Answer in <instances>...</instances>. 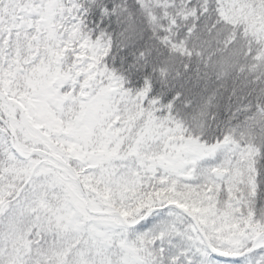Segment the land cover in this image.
Segmentation results:
<instances>
[{
    "label": "snow or ice",
    "instance_id": "6c2138e0",
    "mask_svg": "<svg viewBox=\"0 0 264 264\" xmlns=\"http://www.w3.org/2000/svg\"><path fill=\"white\" fill-rule=\"evenodd\" d=\"M0 264H264V0H0Z\"/></svg>",
    "mask_w": 264,
    "mask_h": 264
}]
</instances>
